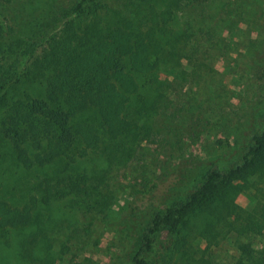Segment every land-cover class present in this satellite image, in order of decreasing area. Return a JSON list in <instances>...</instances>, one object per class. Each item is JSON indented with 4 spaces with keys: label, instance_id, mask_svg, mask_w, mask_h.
Masks as SVG:
<instances>
[{
    "label": "trees",
    "instance_id": "1",
    "mask_svg": "<svg viewBox=\"0 0 264 264\" xmlns=\"http://www.w3.org/2000/svg\"><path fill=\"white\" fill-rule=\"evenodd\" d=\"M114 1V6L109 7L107 0H65L56 11L48 9L45 20L26 23L20 22L22 1L19 4L18 0H7L10 7L16 5L12 7L14 13L0 21L1 94L16 77L20 60L47 40L55 25L83 16L74 26L70 23L64 37L54 43L45 58L44 66L51 71V76L43 96H25L9 104L6 117L0 121V140L11 144L9 155L16 165L31 169L61 161L67 169L91 154L106 162L107 168L92 186L102 200L78 207L82 214L95 211L96 215H104L113 198L105 184L107 175L127 167L131 161L137 165L143 163L147 169L150 166L151 172L138 201L145 199L163 176L164 166L159 164L163 146L196 138L200 133V119L195 113L191 116L197 118V123L188 126L189 131L178 128L174 111L182 117L185 107L175 105L170 111L171 104L189 103L192 96L187 95L178 102L170 100L168 83L160 75L171 72L174 79L185 84L184 71L177 69L181 63H190L189 82L192 86L199 83L200 51L205 41L209 43V36H204L200 23V10L207 0H169L163 17H173L174 10L184 14L181 47H165L156 39L153 29L145 32L136 29L134 17L150 0ZM108 10L113 19L103 25L98 13ZM7 104L0 103V109ZM150 110L153 111L151 123L142 122ZM143 143L156 146L159 157L141 156ZM187 183L194 185L176 190L169 187L161 197L155 196L144 204L147 215L138 221V228L128 229L126 246L121 250L124 264H170L172 255L168 252L179 248L176 237L180 228L186 224L185 218L196 212L208 218L209 232L204 231L205 239H214L210 233L215 228L242 234L261 232L259 216L264 219V215L238 208L232 194L248 189L252 183L257 194L263 195L264 119L238 160L227 168H211ZM101 184L105 192L100 190ZM53 188L45 185V204L49 203V196H55ZM55 194L63 197L67 193L56 191ZM34 222L37 218L29 207L20 209L0 201V230L22 229ZM37 231H42L40 224ZM112 232L113 238L118 235V230L112 229ZM25 241L20 243L22 248ZM239 248L242 252L239 264H264V257L256 259L249 245L242 244ZM200 264L211 263L200 261Z\"/></svg>",
    "mask_w": 264,
    "mask_h": 264
},
{
    "label": "rangeland",
    "instance_id": "2",
    "mask_svg": "<svg viewBox=\"0 0 264 264\" xmlns=\"http://www.w3.org/2000/svg\"><path fill=\"white\" fill-rule=\"evenodd\" d=\"M6 1L0 2V21L14 13L12 7L16 5L10 7ZM21 1L24 9L20 22L37 23L45 20L48 9L56 11L65 0H18V3ZM168 2L150 0L151 5L148 7V3L140 9L133 24L140 32L156 31V39L165 47H181L184 14L174 10L173 17H163ZM107 4L113 7L115 1L107 0ZM200 13V23L204 36H209V43L205 41L200 51L199 83L192 86L189 82L190 63H181L177 69L184 71L185 84L174 79L171 72L160 75L168 83L170 100L178 102L187 95L192 96L189 103L171 104L170 111L175 105L185 107L182 117L174 111L178 128L189 131L188 126H194L199 116L200 133L196 138L163 146L165 150L160 152L159 160L164 166L163 176L145 199L138 201L151 172L150 166L147 169L143 163L137 165L131 161L127 167L107 175L105 184L113 198L104 215H96L95 211L82 214L78 207L102 200L92 189L107 168L101 157L91 154L67 169L62 167L61 161L27 169L11 161V144L0 140V201L20 209L27 206L37 218V222L22 229L0 230V264H124L121 250L126 246L128 229L138 228V221L147 215L145 203L155 196L161 197L169 187L175 190L191 187L194 183L187 181H193L211 168H227L240 158L264 119V0H207ZM82 19L83 16L69 18L55 25L50 37L20 60L16 77L0 94V103H8L0 109V121L6 117L9 104L25 96H43L51 76V71L44 66L45 58L54 43L64 37L70 23L74 26ZM98 19L107 25L113 17L108 10L99 12ZM151 116L152 110L142 122L149 123ZM142 148L141 156L147 159L148 155L158 152L151 144L143 143ZM252 183L248 189L232 194V201L245 212L264 215V190L259 196ZM45 185L54 186L55 196H49L48 204L43 201ZM100 190L105 192L103 184ZM56 191L67 194L61 197ZM259 218L261 232L242 234L215 228L210 233L214 239L209 240L204 238V231L209 232L207 216L196 212L186 217V224L176 237L179 248L168 252L172 255L170 264H200V261L239 264L242 244L249 245L256 259L262 260L264 219ZM38 224L41 232L37 231ZM112 229L118 230L114 238ZM22 240H26L23 248ZM160 240L163 241V237Z\"/></svg>",
    "mask_w": 264,
    "mask_h": 264
}]
</instances>
